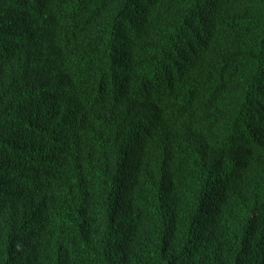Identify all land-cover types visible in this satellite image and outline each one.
Returning <instances> with one entry per match:
<instances>
[{"label":"trees","instance_id":"obj_1","mask_svg":"<svg viewBox=\"0 0 264 264\" xmlns=\"http://www.w3.org/2000/svg\"><path fill=\"white\" fill-rule=\"evenodd\" d=\"M0 264H264V0H0Z\"/></svg>","mask_w":264,"mask_h":264}]
</instances>
